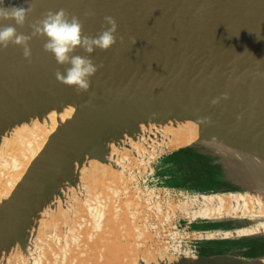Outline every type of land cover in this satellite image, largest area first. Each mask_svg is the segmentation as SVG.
Masks as SVG:
<instances>
[{
    "label": "water",
    "instance_id": "1",
    "mask_svg": "<svg viewBox=\"0 0 264 264\" xmlns=\"http://www.w3.org/2000/svg\"><path fill=\"white\" fill-rule=\"evenodd\" d=\"M60 8L92 36L113 16L117 43L91 54L102 67L80 94L56 80L67 66L47 37L30 41L31 61L0 49V264H94L114 244L129 264H264V249L250 252L264 245V0H35L18 32ZM48 116L56 125L33 155V136L14 132ZM169 119L194 121L197 138L165 148L152 128ZM180 148L232 189L166 184L157 166Z\"/></svg>",
    "mask_w": 264,
    "mask_h": 264
},
{
    "label": "clouds",
    "instance_id": "2",
    "mask_svg": "<svg viewBox=\"0 0 264 264\" xmlns=\"http://www.w3.org/2000/svg\"><path fill=\"white\" fill-rule=\"evenodd\" d=\"M27 7L9 5L3 6L0 0V49H6L9 45H17L22 48V55L31 61L32 50L30 41L34 37H47L43 43L45 52H50L58 65L67 66L62 72L59 68L55 71L58 82L74 87L77 94L88 92L91 86V77L95 75L99 67L91 58L96 49L107 51L117 43L118 24L113 16H105L104 24L100 32L88 35L84 32V23L77 16L66 9L47 10L42 13V18L28 22L31 28L30 34L18 32L17 26L23 27L28 21L30 13L35 11V0L29 2ZM93 11H88L85 16H94ZM12 20L14 24H3V21ZM135 44V37L130 38ZM123 42V37H120ZM83 49L88 55L74 54L77 49ZM223 99H228V94H222ZM221 97L214 98L212 104L219 103ZM202 123L210 122L209 117H201Z\"/></svg>",
    "mask_w": 264,
    "mask_h": 264
},
{
    "label": "bare ground",
    "instance_id": "3",
    "mask_svg": "<svg viewBox=\"0 0 264 264\" xmlns=\"http://www.w3.org/2000/svg\"><path fill=\"white\" fill-rule=\"evenodd\" d=\"M72 109L73 107L71 106L70 108L65 109L63 112L58 113L57 115L55 113L54 114L56 117H59V120H63L70 115ZM34 120H31V122H29L28 124L18 127L14 132V137L17 138V140L20 139L19 142L23 140V138L21 137L24 135L33 136L32 144L30 145V147L26 146L25 148L26 151L30 153L32 152L31 154L33 155H35L38 151H36V149H38V147L40 148L43 144L46 135L51 132V130H53L56 125L55 119L52 120V117L50 119L49 116L48 119L39 122H37L36 119ZM169 121L170 122L168 123L159 124L158 126L152 128L153 134L160 133L163 137L165 148L167 146L170 149H174L180 145L187 144L197 138V124L194 121L176 119H169ZM7 143L8 142H6V144ZM15 149L16 153L18 146ZM1 153L2 149L0 148V157ZM20 155H22V150H20ZM17 165L18 164L14 163L13 168H16ZM0 177H2L1 173ZM8 182H10V179L8 180ZM8 182L7 185H10L11 183L9 184ZM1 193L2 192H0V194ZM4 193H6V191ZM232 201L234 200L232 199ZM213 202H215L216 205L219 206V201H217V198H214ZM234 206V204L231 206V211L233 210ZM261 212L264 213V207ZM246 231L247 230H245V232ZM249 231L252 232V230ZM97 253H99V251ZM102 253V257L98 260H95L94 264H129L131 258L129 252L122 246L117 244L106 245V247L102 250ZM31 264H36V261L33 260Z\"/></svg>",
    "mask_w": 264,
    "mask_h": 264
},
{
    "label": "trees",
    "instance_id": "4",
    "mask_svg": "<svg viewBox=\"0 0 264 264\" xmlns=\"http://www.w3.org/2000/svg\"><path fill=\"white\" fill-rule=\"evenodd\" d=\"M157 167L156 174L161 177L167 176L164 182L169 185L197 192L232 189L228 184L214 178L218 171L214 164L208 163L205 157L188 148H180L164 155ZM256 243L259 245L250 251L251 253L264 249V245L257 241H253L251 244Z\"/></svg>",
    "mask_w": 264,
    "mask_h": 264
}]
</instances>
